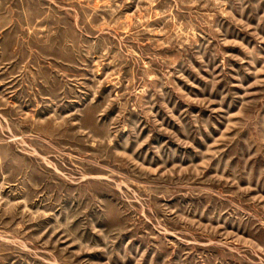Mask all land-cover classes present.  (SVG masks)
<instances>
[{
  "label": "rangeland",
  "instance_id": "obj_1",
  "mask_svg": "<svg viewBox=\"0 0 264 264\" xmlns=\"http://www.w3.org/2000/svg\"><path fill=\"white\" fill-rule=\"evenodd\" d=\"M0 264H264V0H0Z\"/></svg>",
  "mask_w": 264,
  "mask_h": 264
}]
</instances>
